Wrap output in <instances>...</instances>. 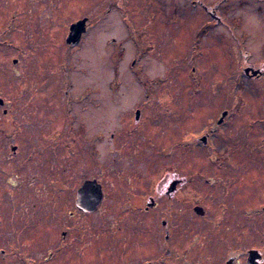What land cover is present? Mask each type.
<instances>
[{"label":"rangeland","instance_id":"374dc122","mask_svg":"<svg viewBox=\"0 0 264 264\" xmlns=\"http://www.w3.org/2000/svg\"><path fill=\"white\" fill-rule=\"evenodd\" d=\"M192 1L218 5L221 24H207ZM83 18L86 32L67 45ZM247 64L263 77L248 80ZM0 99V264H96L113 229H86L93 224L120 226L111 241L126 231V258L153 264L161 243L183 259L189 240L217 239V228L223 240L238 231L245 246L261 243L263 4L0 0ZM86 180L103 190L91 215L75 210Z\"/></svg>","mask_w":264,"mask_h":264},{"label":"flooded vegetation","instance_id":"af4514ba","mask_svg":"<svg viewBox=\"0 0 264 264\" xmlns=\"http://www.w3.org/2000/svg\"><path fill=\"white\" fill-rule=\"evenodd\" d=\"M255 1L258 2V4H260V5H262V4L264 5V0H255ZM192 3H193V6H198L199 8L203 9L204 14H206L205 19L208 21L207 24H209V23H216L217 25L221 24L220 22L222 20V16H221V14H220V16H218L219 10H218V8H216L218 5H215L212 8H208V7L204 6L202 2H198V4H196V5H195V3H196L195 1H192ZM175 11H176V9L172 11V14ZM238 19L239 18H236V17L232 18V20L234 22H237ZM169 20L170 21L168 23H171V22L176 21L177 19L176 18L175 19L169 18ZM200 28L203 29V26L201 25ZM204 32L206 33V28H205ZM204 32H202L200 34V29H199L197 40H199L200 36L204 35L203 34ZM208 36L210 39V35H208ZM134 63L135 62H133L132 64H134ZM246 69L248 71H246ZM192 71L194 72L195 69L192 68ZM242 72H243V75L248 80H250V79L260 80V78L263 77V70H261L257 67H253L252 65H248V64L246 67H244ZM136 112H138V115H136V113H135L134 120L138 121L139 117H140V111L137 110ZM223 120H224V118H223ZM223 120L220 123H218L219 120H217V125L222 124ZM203 138H205L206 142L205 143H203L202 141L201 142L203 144H206L207 140H208V135L203 137ZM173 182H176L175 189L177 188L179 181L176 178L175 179L172 178L169 181V183L167 184V186L162 187L164 196L170 197L171 195H173L174 191L173 192L168 191ZM101 188H102V186H101ZM102 194H103V190H102ZM155 205L156 204L154 203V200L151 199L150 206L149 207L147 206L145 208V210L147 211L149 208L153 209L155 207ZM99 206L93 212H83V211L78 210L76 207H75V210L79 214L91 215V214H94L98 210ZM193 211H194V208H193ZM203 212H204V209H203ZM125 223H126V220H125L124 224ZM114 224L110 223L109 225H106V227H108V228H104L103 225H100L101 227H98L97 224L87 226V228H86V226H84V228L90 229L91 231H94V230L98 231V234H99L100 230H102V229L104 231L101 232L100 234H102L104 232L108 233L107 231L109 228L113 229L112 233L107 234V239L106 240H103V239L99 240L100 241L99 243H102V244L98 247H95V249H96L95 254L99 257L97 259L96 264H106L108 259L110 257H114V256H117V258L122 260V261H118L115 264H153L150 261L142 262V260L136 259L133 257H127L126 258V231H125V234L123 236V239L120 242L111 241L112 235L114 237V228H116L118 230L120 229V226H115ZM161 225H162L163 229L167 228L166 221H162ZM215 228H217V227H213V229H215ZM235 228H236V230L238 229V227H235ZM124 229L126 230V225L124 226ZM209 231H210V233H213V235H211V237H214L217 239L206 240V241H202V240L197 241V240H194V238L192 236L193 239L189 240L188 250L183 252L181 255L182 257H185L183 259H181V258L178 259L177 257H175L173 247L169 246L167 248H163V246H162L163 243H161L159 246V251H158V259H157L156 263H154V264H163L160 262V259H159V256H162V255H170V261L167 260L164 264H264V255H263L264 231H261V229H258V230L256 229L254 231L255 233H259V231H260L259 235L262 237L261 243L257 244V241L255 239V241H253V243L250 244L249 246H245L243 244V240H241L239 238V236H241V233H238V231H236L235 238L238 239L236 241H229V240L221 239V234H219L220 233L219 228H217V230H214V231H212V230H209ZM63 235H65V233H63ZM93 237L96 238L97 235L93 236ZM170 237L171 236L169 235L168 231L166 230L165 236H164V238H165L164 242L167 243L166 240H168ZM253 237L256 238L257 236L255 235ZM95 241H92V242H95ZM175 243L176 242H174L173 245H175ZM86 247H88V246H86ZM220 247H223L224 250H220L219 249ZM65 248H66V246L64 245L61 249H65ZM217 249H219V251H216ZM229 252H230V256L227 255ZM76 253L78 254L77 250H76ZM60 255L65 257L64 253H61ZM50 259H51V257H50Z\"/></svg>","mask_w":264,"mask_h":264},{"label":"water","instance_id":"95a60500","mask_svg":"<svg viewBox=\"0 0 264 264\" xmlns=\"http://www.w3.org/2000/svg\"><path fill=\"white\" fill-rule=\"evenodd\" d=\"M87 29V18L77 20L76 22L70 24L68 29V34L65 39V43L70 46L77 45L82 35L86 32ZM246 71H248L246 69ZM0 105H3V101L0 99ZM138 115V112H136ZM227 115V112L224 111L221 114V118L218 123H220L223 118ZM203 143L206 142L205 138H202ZM15 150V148H13ZM176 182H173L169 188V192H173L175 189ZM103 199L101 185L96 180H86L76 191V200L75 207L83 212H93L100 205ZM194 211L198 215H203V209L200 207H195Z\"/></svg>","mask_w":264,"mask_h":264}]
</instances>
